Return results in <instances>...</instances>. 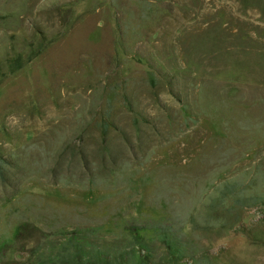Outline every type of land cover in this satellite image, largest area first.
<instances>
[{"label": "rangeland", "instance_id": "rangeland-1", "mask_svg": "<svg viewBox=\"0 0 264 264\" xmlns=\"http://www.w3.org/2000/svg\"><path fill=\"white\" fill-rule=\"evenodd\" d=\"M97 250L264 264V0H0V264Z\"/></svg>", "mask_w": 264, "mask_h": 264}, {"label": "trees", "instance_id": "trees-1", "mask_svg": "<svg viewBox=\"0 0 264 264\" xmlns=\"http://www.w3.org/2000/svg\"><path fill=\"white\" fill-rule=\"evenodd\" d=\"M41 46V44H40ZM39 46L38 53L41 52L42 48ZM33 56H37L36 50L33 51ZM33 57L29 58L27 61L22 60V56L16 57L13 62L10 64V71L9 73H15L16 71L20 70L28 61H31ZM124 261V260H123ZM140 261L143 260L140 259ZM64 264H122V262L117 260L113 263V261H109L106 257L104 258V252L102 250H97L93 254H86V255H77L73 260L69 262H63Z\"/></svg>", "mask_w": 264, "mask_h": 264}]
</instances>
